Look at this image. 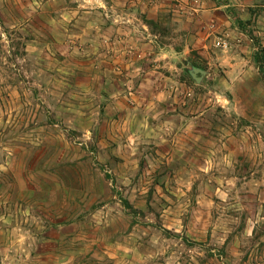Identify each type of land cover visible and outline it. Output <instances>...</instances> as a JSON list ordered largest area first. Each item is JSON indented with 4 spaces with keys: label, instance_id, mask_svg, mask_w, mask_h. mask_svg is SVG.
<instances>
[{
    "label": "rangeland",
    "instance_id": "obj_1",
    "mask_svg": "<svg viewBox=\"0 0 264 264\" xmlns=\"http://www.w3.org/2000/svg\"><path fill=\"white\" fill-rule=\"evenodd\" d=\"M88 2L0 0V264H264V0L153 6L176 99Z\"/></svg>",
    "mask_w": 264,
    "mask_h": 264
},
{
    "label": "crops",
    "instance_id": "obj_2",
    "mask_svg": "<svg viewBox=\"0 0 264 264\" xmlns=\"http://www.w3.org/2000/svg\"><path fill=\"white\" fill-rule=\"evenodd\" d=\"M88 1V8H90L92 13H99L100 15L97 18H100L104 23V25L96 24L98 29H101L96 31L109 34L107 43L108 52L111 54L110 57L113 58L115 53H118L123 56L122 61L128 65L147 61L148 69L144 70L145 74L142 75L143 78L141 80L143 85H151L155 89L160 88L163 93H166L171 98H180V85L184 83L176 74L174 76L162 73L165 78L160 77V81L156 77L149 76V73L156 70L155 67L162 66L165 63H171L176 66L174 53L169 55L165 47H156L152 38L156 34L153 26L154 19H156L152 15L153 6L165 0ZM134 55L139 59L137 60ZM130 81L132 82V80ZM147 82H152L153 84H148ZM162 86L163 88H161Z\"/></svg>",
    "mask_w": 264,
    "mask_h": 264
},
{
    "label": "trees",
    "instance_id": "obj_3",
    "mask_svg": "<svg viewBox=\"0 0 264 264\" xmlns=\"http://www.w3.org/2000/svg\"><path fill=\"white\" fill-rule=\"evenodd\" d=\"M237 22L239 23V26L244 29L245 22H243L240 18L237 19ZM257 60H264V46L260 44L259 49L256 53Z\"/></svg>",
    "mask_w": 264,
    "mask_h": 264
},
{
    "label": "water",
    "instance_id": "obj_4",
    "mask_svg": "<svg viewBox=\"0 0 264 264\" xmlns=\"http://www.w3.org/2000/svg\"><path fill=\"white\" fill-rule=\"evenodd\" d=\"M198 72H200V76L197 75ZM191 74L196 79V81L200 82L203 75L205 74V70L194 67V70H193V72H191Z\"/></svg>",
    "mask_w": 264,
    "mask_h": 264
},
{
    "label": "built area",
    "instance_id": "obj_5",
    "mask_svg": "<svg viewBox=\"0 0 264 264\" xmlns=\"http://www.w3.org/2000/svg\"><path fill=\"white\" fill-rule=\"evenodd\" d=\"M217 44H218V45H224V44L226 45L225 41H224L222 38H221V39L219 38V39L217 40Z\"/></svg>",
    "mask_w": 264,
    "mask_h": 264
}]
</instances>
